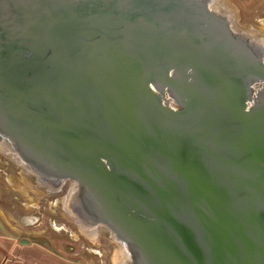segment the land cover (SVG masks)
Wrapping results in <instances>:
<instances>
[{"label":"water","instance_id":"obj_1","mask_svg":"<svg viewBox=\"0 0 264 264\" xmlns=\"http://www.w3.org/2000/svg\"><path fill=\"white\" fill-rule=\"evenodd\" d=\"M215 4L0 0V143L122 264H264V41Z\"/></svg>","mask_w":264,"mask_h":264},{"label":"rangeland","instance_id":"obj_2","mask_svg":"<svg viewBox=\"0 0 264 264\" xmlns=\"http://www.w3.org/2000/svg\"><path fill=\"white\" fill-rule=\"evenodd\" d=\"M215 1H217L215 7L217 6L218 10L224 7L229 13L231 12L228 15L232 19L237 18L240 28L246 30L249 36L264 41V0ZM14 160L11 153L3 147L0 148V212L2 214L6 217L12 214L13 217H21V219L29 215H39L40 219L33 224L34 226L24 229V232L36 243L48 246L57 244L75 246L76 252L88 256V260H94L98 264L123 263V256L118 253V244L111 240L107 233L102 235L101 240L98 239L97 234L89 236L90 240H86L84 235L88 233L87 230L81 225L75 227L61 212L60 207L63 203L70 209L71 202L68 201L69 198L67 199V196L71 195L70 192L62 195L54 191L46 194L39 187L31 190V187H36L32 183L38 180H31L28 171L20 165L17 166ZM24 184L30 186L32 184V186L25 187ZM11 223L16 225V221ZM0 229L3 230L1 220ZM101 230L106 232L103 228ZM89 249L98 250L100 257L95 259L96 257H91L93 255H87Z\"/></svg>","mask_w":264,"mask_h":264},{"label":"crops","instance_id":"obj_3","mask_svg":"<svg viewBox=\"0 0 264 264\" xmlns=\"http://www.w3.org/2000/svg\"><path fill=\"white\" fill-rule=\"evenodd\" d=\"M24 186L31 187L32 184L31 186L24 184ZM34 188L36 190L38 186ZM34 188L31 187V190ZM39 188L48 194L47 188ZM0 220L3 227V230L0 229V264H84L82 260H85V257L88 258V256L82 257L79 252H76L75 246L60 244L48 246L32 241L24 229L34 225H23L20 223L21 217L15 218L12 214L6 217L0 212ZM11 221H16V225ZM24 239H27L29 243H23ZM88 251L87 255H93L91 257H96L95 259L101 255L96 249ZM92 262L98 264L94 260Z\"/></svg>","mask_w":264,"mask_h":264},{"label":"flooded vegetation","instance_id":"obj_4","mask_svg":"<svg viewBox=\"0 0 264 264\" xmlns=\"http://www.w3.org/2000/svg\"><path fill=\"white\" fill-rule=\"evenodd\" d=\"M228 11L225 9V13H227ZM230 14L229 12L226 14L228 16V18L230 19L232 25L237 28V26L239 27V22L238 20H235V19H231V17L228 15ZM235 21V22H234ZM237 21V22H236ZM262 87V84L258 85V88ZM16 163L17 161L14 160ZM21 166L23 167L21 164L17 163V166ZM24 170H26L24 168ZM28 176L30 177L31 180H38V182H34L32 184L38 186V187H42V188H47L49 190V192L51 193L52 191L54 192H59V193H62V195H65L67 193H71L72 191H76V184L73 183L71 180H66L64 182H44V181H40L38 178H34V175L30 172L28 173ZM73 184V185H72ZM70 187V188H69ZM60 210L61 212L65 215V217L68 219V220H71L72 223L74 224V226H79L81 225L80 222L78 220H76V206L75 208L71 209L70 213H69V210L66 208L65 205L61 204V207H60ZM73 219V220H72ZM89 229V228H87ZM102 228L101 227H98L97 228V232L96 233H87L84 235V238H86V240H90V235L91 236H96V234L98 235V239L101 240L102 238V235L103 234H106V232H104V230H101ZM91 243H94V242H91ZM87 249V248H86ZM104 250V249H102ZM83 253V251H82ZM82 255V254H81ZM84 256V254L82 255V257ZM85 257V256H84ZM82 262L84 264H93L92 260H88V258L85 257V260H82Z\"/></svg>","mask_w":264,"mask_h":264},{"label":"bare ground","instance_id":"obj_5","mask_svg":"<svg viewBox=\"0 0 264 264\" xmlns=\"http://www.w3.org/2000/svg\"><path fill=\"white\" fill-rule=\"evenodd\" d=\"M218 1H219V0H218ZM218 5H220V3H219ZM216 7H217V6H216ZM221 7H222V6H221ZM219 9H221V11H222L223 13L225 12V8H224V7L219 8ZM231 11H232V10H231ZM227 13H228V12H227ZM230 13H231V12H230ZM231 15H232V14H231ZM232 16H233V15H232ZM231 19H232V18H231ZM236 19H237V18H236ZM236 19H235V20H236ZM234 22H235V21H234ZM236 22H237V21H236ZM237 28L240 29V30H242V29L240 28V26H239V27L237 26ZM242 32L247 33L246 30H245V31L242 30ZM257 36H258V35H257ZM254 37H255V36H254ZM261 38H262V37H261ZM258 39H259V38H258ZM260 40H261V39H260ZM0 146L3 147V148H5V149H7V146H6L4 143H0ZM1 147H0V148H1ZM1 150H2V149H1ZM13 158H14V157H13ZM23 168H24V167H23ZM23 168H22V169H23ZM28 177H29V176H28ZM29 178H30V177H29ZM31 179H32V178H31ZM35 181H36V180H35ZM37 182H38V181H37ZM37 182H36V183H37ZM72 185H73V184H72ZM69 188H70V187H69ZM34 189H35V188H34ZM71 193H72V192H71ZM65 202H66V201H65ZM103 229H104V228H103ZM90 234H92V233H90ZM90 236H91V235H90ZM118 253H119V252H118ZM118 262H119V261H118ZM119 263H120V262H119ZM121 264H122V263H121Z\"/></svg>","mask_w":264,"mask_h":264}]
</instances>
